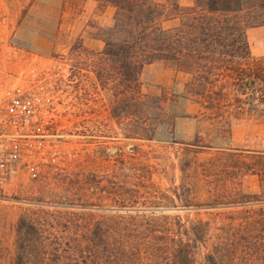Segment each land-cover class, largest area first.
I'll use <instances>...</instances> for the list:
<instances>
[{
    "label": "rangeland",
    "instance_id": "rangeland-1",
    "mask_svg": "<svg viewBox=\"0 0 264 264\" xmlns=\"http://www.w3.org/2000/svg\"><path fill=\"white\" fill-rule=\"evenodd\" d=\"M83 6L84 0H62V7L61 0H0V67L11 77L5 86L15 83L33 107V123L21 132L25 136L4 143L7 151L17 148L19 159L8 163L4 174L0 171V264L13 263L20 217L41 209L55 215L82 214L87 210L83 207L96 202L100 175L149 193L144 199L151 202L142 208H153V215L167 223L160 224L165 234L167 228L176 229L179 216L187 224L226 226L231 243L233 227L251 218L259 206L225 202L237 192L258 194L259 178L234 167L224 169L218 159L222 151H264V124L248 117L232 119L231 134L222 133L221 123L204 117L198 104L181 97L188 75L172 64L154 63L141 73L143 91L154 97L169 94L166 113L176 119L172 125L160 124L151 140L130 134L138 122L112 117V79L98 78L100 54L115 15L108 26V17H80ZM247 38L252 56L264 57V27L249 28ZM94 43L98 47L93 48ZM103 65L109 70V62ZM197 136L200 145L211 148L187 155L184 144ZM192 158V167L183 175L181 167ZM176 196L191 198L193 206L179 207ZM218 196L226 205L214 201ZM85 234L81 230L79 236ZM240 234L249 238L247 231ZM205 252L198 250V263ZM241 252L245 260L256 258L246 242Z\"/></svg>",
    "mask_w": 264,
    "mask_h": 264
},
{
    "label": "trees",
    "instance_id": "trees-1",
    "mask_svg": "<svg viewBox=\"0 0 264 264\" xmlns=\"http://www.w3.org/2000/svg\"><path fill=\"white\" fill-rule=\"evenodd\" d=\"M97 1L101 8L116 10L100 54L109 70L102 64L98 78L112 79V117L138 122L130 134L151 140L160 124L172 125L176 119L166 113L169 94L154 97L143 91L141 73L154 63L172 64L188 75L181 97L198 104L204 117L221 123L222 133L231 134L232 119L248 117L264 124V57L252 56L247 38L249 28L264 27V0H167V5L154 0ZM168 21L174 24L165 27ZM201 143L197 136L184 144V151L196 156L211 148ZM194 161L185 160L183 175ZM218 161L224 169L234 167L259 178L258 194L237 192L225 202L259 206L251 218L233 227L231 243L226 226L187 224L179 216L176 229L167 228L165 234L160 224L167 223L153 215V208H142L151 202L144 199L149 193L100 175L96 202L83 207L87 210L82 214L55 215L41 209L18 219L12 264H264V151H222ZM220 199L214 201L226 205ZM179 203L193 206L191 198ZM92 209L100 211L99 216L92 215ZM81 230L87 234L79 236ZM241 231L249 238H242ZM245 242L256 258L241 257ZM199 249L206 250L201 263Z\"/></svg>",
    "mask_w": 264,
    "mask_h": 264
},
{
    "label": "built area",
    "instance_id": "built-area-1",
    "mask_svg": "<svg viewBox=\"0 0 264 264\" xmlns=\"http://www.w3.org/2000/svg\"><path fill=\"white\" fill-rule=\"evenodd\" d=\"M11 80L0 67V171L19 159L17 148L7 151L4 147L6 140H14L25 136L21 132L33 123V111L25 93L11 84L6 88L5 83ZM9 130L10 133H6ZM27 136H29L27 134Z\"/></svg>",
    "mask_w": 264,
    "mask_h": 264
},
{
    "label": "crops",
    "instance_id": "crops-1",
    "mask_svg": "<svg viewBox=\"0 0 264 264\" xmlns=\"http://www.w3.org/2000/svg\"><path fill=\"white\" fill-rule=\"evenodd\" d=\"M61 7H62V0H61ZM99 14V15H98ZM104 16L108 17V26L111 24V21L113 19V16L115 15V9L113 7H106L105 9H100V3L97 0H84V6H83V11L80 15V17L84 16ZM97 42V41H95ZM98 47V45L94 47Z\"/></svg>",
    "mask_w": 264,
    "mask_h": 264
}]
</instances>
